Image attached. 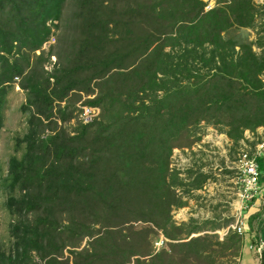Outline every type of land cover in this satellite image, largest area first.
I'll use <instances>...</instances> for the list:
<instances>
[{
  "label": "trees",
  "instance_id": "trees-1",
  "mask_svg": "<svg viewBox=\"0 0 264 264\" xmlns=\"http://www.w3.org/2000/svg\"><path fill=\"white\" fill-rule=\"evenodd\" d=\"M255 15L251 0H0V132L13 86L26 124L0 174V264H239L243 236L172 221L178 188L202 185L171 158L202 121L235 146L264 126V50L227 38Z\"/></svg>",
  "mask_w": 264,
  "mask_h": 264
},
{
  "label": "rangeland",
  "instance_id": "rangeland-1",
  "mask_svg": "<svg viewBox=\"0 0 264 264\" xmlns=\"http://www.w3.org/2000/svg\"><path fill=\"white\" fill-rule=\"evenodd\" d=\"M54 43L55 39L51 37L43 49L48 51ZM55 60L54 57L51 58L52 63ZM46 68L50 69L51 65ZM24 103L25 94L17 86L8 90L3 109L4 123L0 132V174L2 169L7 171L9 159L14 154V139L25 132V117L21 112ZM78 106H81L80 103ZM75 122L73 120L71 124ZM196 133L199 140L191 148L173 150L171 168L180 173L184 182L189 184L199 178L202 186L199 189H193L189 185L178 188L177 193L183 196L186 204L172 212V221L181 225L193 219L203 230L194 236L217 234L222 241L237 220L240 217L246 218L249 213V209L242 210L236 184L235 162L240 148L228 138L222 125L202 121L196 128ZM262 197L264 208V194ZM4 202L5 196L0 191V238L3 249L7 250L11 244L8 233L10 217L3 206ZM216 226L220 228L212 229ZM160 238H164L161 233ZM86 242L88 240L81 243L79 250L87 246ZM161 249H156L155 253ZM64 255L69 256L67 252Z\"/></svg>",
  "mask_w": 264,
  "mask_h": 264
},
{
  "label": "crops",
  "instance_id": "crops-1",
  "mask_svg": "<svg viewBox=\"0 0 264 264\" xmlns=\"http://www.w3.org/2000/svg\"><path fill=\"white\" fill-rule=\"evenodd\" d=\"M254 9L256 10L255 21L253 27H241L236 30H229L227 33L228 39H233L237 43L236 50L239 51V46L251 44L253 52L256 54L262 53L264 50V22L263 13L260 11L256 3L251 0ZM260 144H264V126L258 127L255 131L246 130L243 138L238 143L240 152H252ZM239 155V154H238ZM238 158V157H237ZM260 160L264 161V155L258 159L260 172V185L264 191V165H260ZM263 167V168H262ZM235 165V174H236ZM236 182V181H235ZM239 192V188H238ZM249 204V213L244 218V244L241 250V256L238 259L239 264H261V257L255 251V246L260 242L264 243V208L262 203V196ZM247 209V210H248Z\"/></svg>",
  "mask_w": 264,
  "mask_h": 264
},
{
  "label": "built area",
  "instance_id": "built-area-1",
  "mask_svg": "<svg viewBox=\"0 0 264 264\" xmlns=\"http://www.w3.org/2000/svg\"><path fill=\"white\" fill-rule=\"evenodd\" d=\"M259 7L260 11L264 15V0H253ZM264 22V17H263ZM83 112L80 115V119L84 124L91 122L94 118L99 115V109L97 108H82ZM264 155V144H260L255 148L254 151H242L239 153L238 158L235 162L237 177L236 184L239 188V198L241 201L242 210H247L249 204L258 199L264 192L260 185V172L258 159ZM245 221L243 218H239L235 226L231 227V230L243 236ZM164 238H160L156 243V249L159 250L164 246ZM255 251L261 257L264 252V243L260 242L259 245L255 246Z\"/></svg>",
  "mask_w": 264,
  "mask_h": 264
}]
</instances>
